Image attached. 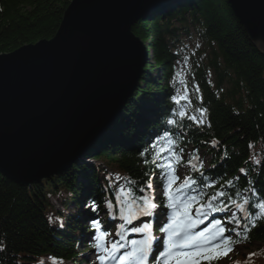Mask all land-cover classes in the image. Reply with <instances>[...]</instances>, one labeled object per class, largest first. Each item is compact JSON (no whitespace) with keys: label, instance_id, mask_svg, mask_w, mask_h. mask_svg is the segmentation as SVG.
Instances as JSON below:
<instances>
[{"label":"trees","instance_id":"trees-1","mask_svg":"<svg viewBox=\"0 0 264 264\" xmlns=\"http://www.w3.org/2000/svg\"><path fill=\"white\" fill-rule=\"evenodd\" d=\"M72 1L0 0V55L52 39ZM132 32L145 44L148 60L137 91L109 131L67 172L48 181L23 187L0 172V264H40L48 256L78 264L79 209L108 204L122 217L127 205L135 202L132 208L138 210L143 197L152 201L150 191L160 186L165 171L157 156L168 155L160 153L168 139L183 157L180 163L173 161L174 167L196 181L191 194L201 203L217 191L241 203L248 198L252 205L264 199V55L251 43L228 1L180 0L139 18ZM192 35L201 41L209 67L216 71L214 84L200 73L206 111L199 124L174 113L173 94L165 83L173 52ZM204 155L207 168L200 167ZM190 159L195 169L188 165ZM208 184L215 187H205ZM64 193L62 203L52 205ZM162 200L156 203L165 207ZM221 202L228 211H210L205 220L232 228L228 221L235 212L241 227L230 234L236 243L227 248L240 246L245 252L227 264H264V217L252 227L244 219L246 213L227 197L214 203L220 207ZM245 207L249 213L259 211ZM128 226H121V239ZM222 257L211 264H221Z\"/></svg>","mask_w":264,"mask_h":264},{"label":"water","instance_id":"water-1","mask_svg":"<svg viewBox=\"0 0 264 264\" xmlns=\"http://www.w3.org/2000/svg\"><path fill=\"white\" fill-rule=\"evenodd\" d=\"M180 0H73L50 40L0 55V172L30 187L104 136L140 85L137 20ZM264 55V0H227Z\"/></svg>","mask_w":264,"mask_h":264},{"label":"snow or ice","instance_id":"snow-or-ice-1","mask_svg":"<svg viewBox=\"0 0 264 264\" xmlns=\"http://www.w3.org/2000/svg\"><path fill=\"white\" fill-rule=\"evenodd\" d=\"M186 99V97L182 98ZM179 103V100L177 101ZM203 112V110H201ZM186 114L184 112L180 113L181 118ZM194 123H201L197 120V117H189ZM169 123H174L170 120ZM216 142H213L215 146ZM165 147L160 149V153H167L166 157H161L158 154L157 159H162L163 162L159 164V167L164 169V190L163 195L168 201L167 207L173 211L174 217L171 219V222L168 223L167 227L163 231L167 234L166 248L162 257L165 260V264H200L201 260L208 261V264H211V261L219 258L221 255H227L228 251H231L232 248L229 247L223 252L218 251L222 245L232 244L234 245L236 241H233L232 232H235L236 229L241 227L240 218L237 217L235 212L231 213V219L228 221L229 224L234 225L232 228L225 227L221 221H215L211 229H204L200 232H195L194 229L203 222L202 219H195L191 215V209L193 206L196 207V216L206 217L210 211H228V208L221 202L220 207H217L214 203L215 201H222L223 198L227 197L232 205L241 213H246L244 219L251 222V226H256V220L264 217V199L260 202H257L255 205H252L248 198H244L243 202H237L230 196H227V193L224 191H217L215 194L208 197L207 201L201 203L200 199L196 195L191 194V188L196 183V181L191 177H185L183 182L176 187V182L180 179L178 175L175 174V168L173 161L180 163L183 161L182 155L176 150V143L172 139L166 141ZM155 147V146H154ZM192 159L198 160V156L192 157ZM192 159L188 160L187 163L190 167L196 168V165L192 164ZM258 162V161H257ZM200 167H203L202 162ZM243 169L241 172L243 173ZM231 185V182H229ZM148 188H151L152 185L148 184ZM205 187H215V185L208 184ZM124 189H121V192L124 193ZM143 203L138 206V210L143 214H151L157 207V205L152 202L149 198L143 197ZM258 209L259 211L248 212L245 206ZM135 206V202L130 205H127V211L129 212V219L132 213V207ZM92 210H96L95 204L92 206ZM243 228L245 231H248V225L244 224ZM138 232L147 231L144 229H137ZM229 233V235H226ZM239 235V233H237ZM107 233L102 234L94 247L98 252L106 253L105 255H98L97 259L101 264H107V261L115 256L116 252L123 247V245L112 243L111 252L105 247H102V242L106 240ZM131 250L127 255L119 257V264H145V258L148 256L149 251L152 246V237L145 235V238L140 241L132 240ZM3 250V249H0ZM40 264H44V261L41 260ZM52 264H56V261L53 259Z\"/></svg>","mask_w":264,"mask_h":264},{"label":"rangeland","instance_id":"rangeland-1","mask_svg":"<svg viewBox=\"0 0 264 264\" xmlns=\"http://www.w3.org/2000/svg\"><path fill=\"white\" fill-rule=\"evenodd\" d=\"M181 52L180 55L177 56V59L175 61V69H176V80L174 81L173 85V91L175 93L174 96V102L175 107L177 110V114L180 115L181 112H184L187 117L195 116L197 117V120H200L203 116L201 115V108H205V106L201 103L202 102V77L200 76V73L204 71L206 74L207 81L209 83L214 84L215 83V77H216V71L212 70V68L209 67L210 61L206 58V49L201 44L199 40H195L191 38L190 41H186L183 46H181ZM210 75H209V74ZM186 97V99H182ZM179 100V103L177 101ZM121 113L119 114V116ZM118 116V117H119ZM111 127V126H110ZM109 127V129H110ZM108 131V130H107ZM179 176V182L183 180L184 174L182 170H177L176 173ZM161 190L154 189L153 195L156 198H160L161 196H164ZM66 198V193L61 194L56 197V200H51L52 205H55L56 202L62 203V201ZM57 206V205H56ZM89 208L88 205H82V209H80V215H82V221L84 224L91 223L92 226L98 225L100 226L103 221H109L107 219V211L109 210L107 208L104 209L103 212L99 213L98 211L96 214H89ZM169 212H163L160 213L158 209H155L149 216H152L153 222H155L158 218L162 217L161 220L164 222L163 224H167L171 222V219L174 217V213L172 210L168 208ZM68 211V210H66ZM69 211H72V206L69 207ZM95 213V212H94ZM66 214V213H65ZM162 215V216H161ZM192 216H196V211H191ZM110 216V215H108ZM121 224V223H119ZM119 224L115 223L113 224L114 227H120ZM143 225V224H142ZM141 225V226H142ZM146 226V223L144 224ZM197 228V227H196ZM194 229L195 232H198ZM96 231H91L90 233H87V230L79 232L81 236L82 243L79 244L78 251H81L84 249L83 252H80L78 256V264H101V262L97 259L98 255H105L106 253L98 252L95 247H90L89 245H95L99 239V237L107 233L106 240L102 242V247H105L109 250V253L111 252V245L112 243L116 242V232L115 231H103L102 229H95ZM138 232V231H137ZM147 232V231H146ZM140 232H138L137 237H141ZM160 239L163 240L164 248L162 245H160L156 241V248L159 251H162V253L165 251L166 248V241L168 239L167 234L163 233L159 235ZM145 237H141L140 240H143ZM136 240V241H140ZM88 246L87 248L85 247ZM127 247L125 250H119L116 252L115 256L112 257L107 261V264H119V255L125 254L131 250V244L126 243ZM240 247V246H239ZM235 247L233 250H231L232 255H230V258H235L236 256H240L241 254L245 253L243 251V248ZM161 263L159 264H165V260L160 256ZM229 258H226L224 260H221V264H226ZM45 263V262H44ZM48 261H46L45 264H47ZM61 264H72L67 262H62ZM200 264H204V260L200 261Z\"/></svg>","mask_w":264,"mask_h":264},{"label":"bare ground","instance_id":"bare-ground-1","mask_svg":"<svg viewBox=\"0 0 264 264\" xmlns=\"http://www.w3.org/2000/svg\"><path fill=\"white\" fill-rule=\"evenodd\" d=\"M141 82V81H140ZM78 162V160L77 161H75L73 164H76Z\"/></svg>","mask_w":264,"mask_h":264}]
</instances>
